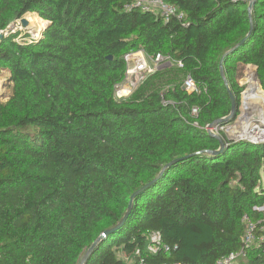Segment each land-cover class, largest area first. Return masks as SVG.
Here are the masks:
<instances>
[{
	"label": "trees",
	"instance_id": "16d2710c",
	"mask_svg": "<svg viewBox=\"0 0 264 264\" xmlns=\"http://www.w3.org/2000/svg\"><path fill=\"white\" fill-rule=\"evenodd\" d=\"M166 1L183 18L165 22L132 0H0V32L32 12L48 22L23 42L0 33V74L12 84L0 99V264H80L133 193L182 157L136 196L125 224L85 264H217L244 248V215L264 237V143L221 129L226 147L213 154L220 141L208 131L232 108L221 59L252 22L223 68L238 105L249 65L264 89V0L252 19L250 0ZM140 49L184 67L163 68L119 98L126 55ZM181 75L199 91L184 89ZM155 232L168 251L149 252ZM238 260L264 264V240Z\"/></svg>",
	"mask_w": 264,
	"mask_h": 264
},
{
	"label": "rangeland",
	"instance_id": "374dc122",
	"mask_svg": "<svg viewBox=\"0 0 264 264\" xmlns=\"http://www.w3.org/2000/svg\"><path fill=\"white\" fill-rule=\"evenodd\" d=\"M25 17L29 20V18L31 17L32 20H34L36 22V24L34 25H30L29 23V27L28 26H23L20 20H17L16 22H14L15 24L9 28V30L7 29L6 31H1L0 33L2 34H10V32L14 33V34H19V37L17 38V40H19L20 42H23V39H27L30 40L33 37H39V35L41 34L42 30L47 26V21L44 20L42 17H40V15L36 12H32V13H28L25 15ZM38 27H40V31L38 33V30L36 29ZM29 35V36H26ZM132 53H136L138 56H144L145 55V59L147 61V66H145L143 69L138 70V71H133V69L130 67L128 68V71L126 73V79L125 81L121 84V86L119 87V89L124 91V97H128L131 96L142 86L144 85L145 81L149 78L150 75L156 73L157 71L163 69V68H172L174 67L173 64H164L163 62H159L156 60V58L154 57H150L148 55H146V53L144 52V50L140 49L137 50L135 52ZM129 64V63H128ZM250 67L247 69L245 68L244 74H254L255 76V70L256 67L253 65H249ZM165 71V70H164ZM134 72V73H133ZM180 75V74H179ZM9 76L10 73L8 71H2V73L0 74V99L1 100H7L11 94V82L9 80ZM165 77H167L165 75ZM173 77L172 74H170L167 78H171ZM243 78V76L241 77ZM239 81H241L242 83H244V91L246 90L250 92L246 93L245 95H243L244 93L242 92L241 94V100L242 97H244V99L249 95V93H252L256 88H258L259 92H260V96L264 99V89L263 87L260 85H256L258 83H260L257 79H251V76L245 77L244 79H242ZM184 79L185 81V76L180 77V81H182ZM240 82V83H241ZM250 87V89H249ZM253 87V88H252ZM255 88V89H254ZM249 89V90H248ZM246 91V92H247ZM241 100H240V104H241ZM239 104V107L242 106ZM243 108V107H242ZM242 114V115H241ZM241 115V118L238 119L237 117ZM236 119L231 122H229L227 125L224 126L223 130L225 131L226 135L231 139L234 140L236 142L238 141H246V142H252V141H258L259 139H255L254 138H260V140L264 141V100L262 102H255L252 106H250L247 109L243 108V113H241V111L239 110V114L237 115ZM209 128V127H208ZM250 134V136L252 135V137H244L243 134ZM253 143V142H252ZM262 183L264 186V168L262 170ZM261 209H264V207H261ZM254 244V243H253ZM123 259H125V261L131 263L134 260V255H129L126 256L124 254V252H122V250L120 251L119 254ZM244 261V259H243ZM246 261V259H245ZM238 264L239 260L237 261Z\"/></svg>",
	"mask_w": 264,
	"mask_h": 264
},
{
	"label": "built area",
	"instance_id": "2783aa9c",
	"mask_svg": "<svg viewBox=\"0 0 264 264\" xmlns=\"http://www.w3.org/2000/svg\"><path fill=\"white\" fill-rule=\"evenodd\" d=\"M130 8L134 7H140L143 10H151L154 11L157 15H160L163 17L165 22H168L174 15H177L179 18H183V13L179 11L178 7L176 5H173L171 3H168L166 0H132V3L129 5ZM144 56H138L136 53H129L126 55V60L128 61V68H132L133 71H138L143 69L145 66H147V61ZM154 58H156L157 61L163 62L164 64H177L178 67L182 68L184 67V64L181 61H174L170 56H164L160 53H158ZM130 65V67H129ZM128 71V69H127ZM134 73V72H133ZM184 85L186 87V90L190 93L198 92L199 88L196 83V81L193 79L192 76L188 75L184 81ZM121 84L118 86L116 95L119 98L124 97V91L119 89ZM199 109L197 107H194L192 109L193 114H197ZM224 127H216L215 131L217 133H220V130ZM264 207V206H263ZM261 209V208H260ZM243 221L246 226V234L244 236V248L242 251H240L237 254H231L228 257H225L218 261L217 264H238V258L239 257H245L246 256V250L253 245V243H257L262 240H264V237L256 238L254 234L255 225L252 222V220L247 216L244 215ZM162 249L169 250V247L164 245L161 239V236L159 233H152L150 236V242L148 244V250L152 254H157ZM141 264H144L143 261H141ZM177 264H184V263H177Z\"/></svg>",
	"mask_w": 264,
	"mask_h": 264
},
{
	"label": "water",
	"instance_id": "95a60500",
	"mask_svg": "<svg viewBox=\"0 0 264 264\" xmlns=\"http://www.w3.org/2000/svg\"><path fill=\"white\" fill-rule=\"evenodd\" d=\"M255 2H256V0H250L249 11H250L251 19H252V11H253V8L255 6ZM20 21H21V23H22L23 26H28L29 25V20L25 16L22 17L20 19ZM14 24L15 23H12L9 26V28H11ZM47 24H48V22H47ZM252 31H253V22H252L251 30L248 33V35L244 39H242L238 44H236L231 49H229L223 55V57L221 59V72H222V75H223V79L225 81V84H226V86H227V88L229 90V94H230V98H231V102H232V108H231V113L229 115H227L225 117H222V118L214 121L213 123H211L209 125V128H208L209 133L212 134V135H214L215 137H217V139L220 141V148L218 150H216V151H210V153H213V154H219V153L223 152L224 149H225V147H226V142H225L223 136L220 133H217L215 131V128L216 127H223L224 125H226L229 122H231L232 120H234L237 117L238 110H240L241 113H243V108L242 107H243V104H244V97H242L241 104H240L242 106L239 107V105L237 103V100H236V97H235L234 93L231 91V89L229 87V82H228V79H227V77L225 75V71H224V68H223V63H224L225 58L229 54H231L232 52L236 51L239 47H241L246 42V40L251 35ZM255 78L260 82V80H259V74H258V69L257 68L255 70ZM242 85H244V84H242ZM183 88L186 89L185 85L183 86ZM241 115H239L237 118L240 119L241 118ZM252 142L253 143H264L263 140L252 141ZM182 158H184V157H182ZM182 158H177V159H174L173 161L167 163L163 167V169L160 171V173L154 179H152L148 183L144 184L142 187H140L137 191H135L133 193V195L131 196V199H130V204H129L128 210L125 213V215L122 217V219L118 222L117 225H115V226H113V227L105 230L104 232H102L100 234V236L93 242V244L91 245V247L86 251L84 257L82 258V260L80 262V264H85L88 256L95 250V248L102 242V240H104L110 234L114 233L116 230L120 229L125 224V222L127 221L128 217H129V215L131 213V210L133 208V205H134V201H135L136 196L139 195L140 193L144 192L149 187H151L154 183H156L163 176L164 172L168 168H170L172 165H174L175 163H177Z\"/></svg>",
	"mask_w": 264,
	"mask_h": 264
},
{
	"label": "bare ground",
	"instance_id": "6f19581e",
	"mask_svg": "<svg viewBox=\"0 0 264 264\" xmlns=\"http://www.w3.org/2000/svg\"><path fill=\"white\" fill-rule=\"evenodd\" d=\"M29 23H30V25L32 26V25H34V24H36V22L34 21V20H32L31 19V17L29 18ZM29 27V26H28ZM37 30H38V33H39V31L41 30L40 29V27H38L37 26V28H36ZM248 76H251V77H253V78H255V76H254V74H248V75H246V77H248ZM245 78V77H244ZM243 78V79H244ZM256 79V78H255ZM256 85H260V83H258V84H256ZM255 89V88H254ZM264 99L260 96V92H259V90H258V88H256L252 93H249V95L244 99V104H243V108L244 109H247V108H249L250 106H252L255 102H262ZM250 134L251 133H249V134H243V136L244 137H252V135L250 136ZM255 139H259L260 140V138H254V140Z\"/></svg>",
	"mask_w": 264,
	"mask_h": 264
}]
</instances>
